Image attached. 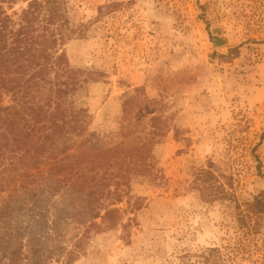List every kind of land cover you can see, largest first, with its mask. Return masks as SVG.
<instances>
[{
    "label": "rangeland",
    "instance_id": "rangeland-1",
    "mask_svg": "<svg viewBox=\"0 0 264 264\" xmlns=\"http://www.w3.org/2000/svg\"><path fill=\"white\" fill-rule=\"evenodd\" d=\"M64 2L62 49L84 80L70 101L88 123L36 167L35 139L0 134V264L30 247L39 264H264L231 207L194 185L212 163L243 209L264 192V0Z\"/></svg>",
    "mask_w": 264,
    "mask_h": 264
},
{
    "label": "trees",
    "instance_id": "trees-1",
    "mask_svg": "<svg viewBox=\"0 0 264 264\" xmlns=\"http://www.w3.org/2000/svg\"><path fill=\"white\" fill-rule=\"evenodd\" d=\"M14 1L0 0V98L4 94L9 95L12 103L9 108L0 107V112L11 111L8 119H2L0 114V120L6 125L4 129L0 125V134L7 137L6 131L11 134L19 126L18 134L21 133L22 137H15L16 143L24 145L27 139H35L37 146L31 161L36 167L69 150L85 133L89 115L84 109H76L70 101L84 80L80 78L83 74L80 70L70 67L62 49L74 37L64 0H29L19 15L14 14L16 19L7 14ZM211 40L216 46H221L220 39ZM260 164L258 172L264 176ZM56 168L59 167L54 165L50 170ZM228 178L216 174L212 163H209L206 169L195 174L194 185L202 201L225 202L231 207L238 232L249 235L262 252L264 192L255 196L243 209ZM108 195L118 202L122 198L117 190L109 191ZM113 212L108 210L105 216ZM79 241L74 243L72 251L66 253V258L76 256ZM28 254L26 257L31 259V264H39L43 260L32 247ZM26 257H22L18 250L13 251L7 258V264H18ZM257 264H263V261L258 260Z\"/></svg>",
    "mask_w": 264,
    "mask_h": 264
}]
</instances>
